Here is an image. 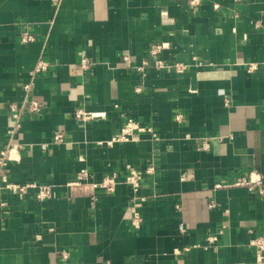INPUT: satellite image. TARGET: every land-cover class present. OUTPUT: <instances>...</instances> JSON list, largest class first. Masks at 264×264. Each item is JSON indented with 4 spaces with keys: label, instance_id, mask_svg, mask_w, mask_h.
I'll return each mask as SVG.
<instances>
[{
    "label": "crops",
    "instance_id": "0c3cea01",
    "mask_svg": "<svg viewBox=\"0 0 264 264\" xmlns=\"http://www.w3.org/2000/svg\"><path fill=\"white\" fill-rule=\"evenodd\" d=\"M153 43L172 67L138 71ZM39 58L49 66L32 73ZM77 107L102 116L82 122ZM128 119L157 139L105 143ZM10 146L0 175L52 195L0 189V264H264L249 245L264 239V198L229 186L264 182V0H0V150ZM150 163L139 200L124 176ZM112 173V191L93 188Z\"/></svg>",
    "mask_w": 264,
    "mask_h": 264
},
{
    "label": "built area",
    "instance_id": "2783aa9c",
    "mask_svg": "<svg viewBox=\"0 0 264 264\" xmlns=\"http://www.w3.org/2000/svg\"><path fill=\"white\" fill-rule=\"evenodd\" d=\"M199 0H188L189 5L196 6L198 4ZM34 40V37L32 34L28 33L27 31H21L19 33V41L21 43H29ZM165 45L163 43H153L149 46L148 49V55L149 58L143 59L141 64L137 66L138 71H144L146 67H154L155 69H164L172 67L171 65H167L164 63L162 59L159 57H156L158 53L163 49ZM123 60L125 62H128V57H124ZM79 68L81 71H88L94 66V61L87 57L85 54L80 55L79 60ZM49 66L48 61L39 58L33 69L32 73H40L42 71H45ZM173 67H175L177 70H181L184 65L182 63L174 64ZM24 89H28V84L24 85ZM26 109L30 113H36L40 110V104L35 99H28L24 101ZM8 111L10 113L11 118L13 119L14 127H18V119L20 114V107L17 106L16 103H10L7 105ZM73 116L82 121L87 122L91 119L99 118L102 116L101 112H92V111H86L82 107H77L74 110ZM179 117V116H178ZM139 132H148L150 133L155 139H157V133L152 130L150 127L147 126H141L137 122L128 119L123 123V125L120 127L118 133L111 137L109 140L105 141V143L112 145L115 142H125L129 140H134V133ZM64 140V136L62 133H56L53 135V141L61 142ZM41 149H46V144L40 145ZM201 149H206L207 144L205 142H202L200 145ZM17 158L16 155V148L15 146L6 147L0 150V168L7 165V162L10 160H13ZM155 166L153 163H150L144 170H138V169H128L126 171V174L124 176V183L128 184L132 190L137 193V196L139 200H143V197L138 196V191L141 183V179L144 174H152L154 173ZM87 173L85 171H80L76 177H74L73 180L69 181V185L78 184L82 180L87 179ZM116 181V174H107L105 175L100 181L92 183L93 188L95 189H101L104 192H110L114 189ZM220 186V185H217ZM229 186L233 187H244L251 193H255L256 195L264 198V182L260 179V177L256 176L253 173H250L248 176H238L235 181L230 184ZM0 189H6V190H12L19 194H22L26 191H32L34 193L35 199L39 202L45 201L49 198H51L52 195V187L50 184L43 183V182H35V181H28L25 183H15L12 181H9L6 177V175L1 174L0 175ZM208 208H214L215 202L214 200H211L207 204ZM223 214L227 215L228 210L224 209ZM141 223V218L138 212H135L131 219V224L138 228L139 224ZM208 240H214V236H209L207 238ZM249 245L253 246L256 249V261L261 262L262 259V252L264 251V239L262 237H252L249 240ZM232 264H245L242 261L234 262Z\"/></svg>",
    "mask_w": 264,
    "mask_h": 264
}]
</instances>
